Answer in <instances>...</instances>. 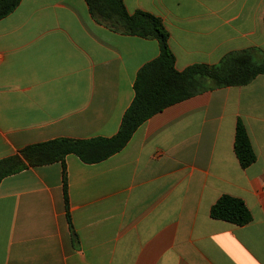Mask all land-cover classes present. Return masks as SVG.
I'll list each match as a JSON object with an SVG mask.
<instances>
[{"label":"crops","instance_id":"1","mask_svg":"<svg viewBox=\"0 0 264 264\" xmlns=\"http://www.w3.org/2000/svg\"><path fill=\"white\" fill-rule=\"evenodd\" d=\"M161 19L175 67L264 59V0H123ZM155 39L97 21L86 0H21L0 19V161L57 139L112 138ZM256 161L242 168L238 120ZM0 183V264H264V75L173 104L97 163L69 154ZM223 195L247 225L213 219Z\"/></svg>","mask_w":264,"mask_h":264},{"label":"trees","instance_id":"2","mask_svg":"<svg viewBox=\"0 0 264 264\" xmlns=\"http://www.w3.org/2000/svg\"><path fill=\"white\" fill-rule=\"evenodd\" d=\"M21 0H0V19L13 12ZM91 15L110 27L130 35L155 39L160 55L145 65L135 82V98L126 111L121 128L112 138L91 140L57 139L25 147L17 156L0 161V183L3 178L28 166L61 162L64 190L66 185L65 157L78 156L85 163H97L122 150L135 131L153 115L199 93L229 86H245L264 75V59L253 58V51L226 55L218 64H194L183 71L175 67V56L169 47V33L161 19L144 12L130 14L123 0H86ZM235 153L242 168L256 161L248 131L239 119L236 127ZM213 219L237 226L252 222L253 216L245 202L230 195L221 196L212 206Z\"/></svg>","mask_w":264,"mask_h":264},{"label":"rangeland","instance_id":"3","mask_svg":"<svg viewBox=\"0 0 264 264\" xmlns=\"http://www.w3.org/2000/svg\"><path fill=\"white\" fill-rule=\"evenodd\" d=\"M253 53V58L255 59V60H257V59H263L262 57H261V55H259L258 53H256V52H252Z\"/></svg>","mask_w":264,"mask_h":264}]
</instances>
